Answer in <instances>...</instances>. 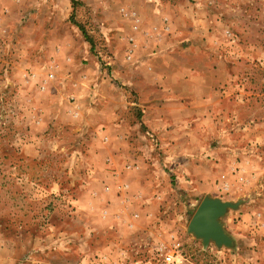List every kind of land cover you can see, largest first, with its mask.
<instances>
[{
    "label": "rangeland",
    "instance_id": "obj_1",
    "mask_svg": "<svg viewBox=\"0 0 264 264\" xmlns=\"http://www.w3.org/2000/svg\"><path fill=\"white\" fill-rule=\"evenodd\" d=\"M0 264H264V0H0Z\"/></svg>",
    "mask_w": 264,
    "mask_h": 264
},
{
    "label": "water",
    "instance_id": "obj_2",
    "mask_svg": "<svg viewBox=\"0 0 264 264\" xmlns=\"http://www.w3.org/2000/svg\"><path fill=\"white\" fill-rule=\"evenodd\" d=\"M237 207L238 204L223 201L217 197H206L194 213L188 231L202 239L205 247L212 242L218 247H233L235 240L226 232L221 218L227 214L229 209Z\"/></svg>",
    "mask_w": 264,
    "mask_h": 264
},
{
    "label": "built area",
    "instance_id": "obj_3",
    "mask_svg": "<svg viewBox=\"0 0 264 264\" xmlns=\"http://www.w3.org/2000/svg\"><path fill=\"white\" fill-rule=\"evenodd\" d=\"M168 263H173V255L168 256L167 258Z\"/></svg>",
    "mask_w": 264,
    "mask_h": 264
}]
</instances>
